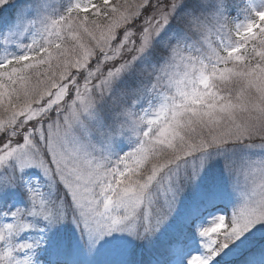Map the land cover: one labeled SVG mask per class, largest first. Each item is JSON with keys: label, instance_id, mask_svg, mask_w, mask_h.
Masks as SVG:
<instances>
[{"label": "snow or ice", "instance_id": "obj_1", "mask_svg": "<svg viewBox=\"0 0 264 264\" xmlns=\"http://www.w3.org/2000/svg\"><path fill=\"white\" fill-rule=\"evenodd\" d=\"M231 8L0 0V199L22 182L30 200L0 213V264H61L73 227L90 264H264V157L225 161L229 213L206 173L212 149L264 150V4ZM31 167L62 195L24 181ZM108 244L117 261L97 258Z\"/></svg>", "mask_w": 264, "mask_h": 264}, {"label": "rangeland", "instance_id": "obj_2", "mask_svg": "<svg viewBox=\"0 0 264 264\" xmlns=\"http://www.w3.org/2000/svg\"><path fill=\"white\" fill-rule=\"evenodd\" d=\"M52 8H59V10L63 9V6L66 5L67 0H47ZM248 3V0H231L232 8L230 14L233 17L242 19L245 14V8ZM253 4L259 7L261 4H264V0H253ZM6 35V30L4 32H0V39ZM26 42V38L24 40ZM3 45L0 44V50L3 49ZM15 50L14 45L9 46V51ZM130 142L126 139L120 140V142L113 147V151L115 153L122 154L130 150ZM212 154V158L209 161V166L206 169V173L209 175H213L219 181L224 196L222 199L216 201L217 207L215 211L217 212H231L232 209L238 207L242 203V197L239 191L234 190L232 186V180L228 177L225 171V161H232L234 165L240 166L248 159H258L264 157V150L258 148H250L244 145H233L226 146L224 148H217L210 150ZM9 173H11L12 169H7ZM3 173L0 172V175ZM24 181L32 183L34 186L39 185L41 190L44 192L46 198H51L55 200L62 195L59 190V186L54 188H49V180L45 177L42 171L36 167L28 168L23 173ZM20 192L21 194L12 198L0 199V213L5 211L11 212L17 208H28L30 206V200L27 198V190L24 187L22 182H19V186L17 189L13 190ZM180 211H183V204L181 205ZM0 219H10V217L5 218L0 215ZM39 224V221H36ZM72 234V239L74 241V247L71 251L64 253L62 255L67 254L69 256V264H90L89 258L85 254V249L83 243L80 241L79 233L76 232L75 228L67 229ZM36 235L35 230H29L22 233L20 239L21 240H31L33 236ZM259 237V233H257ZM70 253V254H68ZM102 256L98 254L97 258H105L112 261H117L119 259L118 256L114 254L112 251V245H105L102 249ZM260 251L259 248L257 252L254 254L251 259L259 258ZM96 259V258H93Z\"/></svg>", "mask_w": 264, "mask_h": 264}, {"label": "trees", "instance_id": "obj_3", "mask_svg": "<svg viewBox=\"0 0 264 264\" xmlns=\"http://www.w3.org/2000/svg\"><path fill=\"white\" fill-rule=\"evenodd\" d=\"M68 254H70V253H68ZM59 259H60L61 264H69L70 263L69 262V256L67 254L61 255L59 257ZM250 259H251V257H250Z\"/></svg>", "mask_w": 264, "mask_h": 264}]
</instances>
